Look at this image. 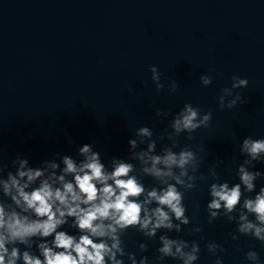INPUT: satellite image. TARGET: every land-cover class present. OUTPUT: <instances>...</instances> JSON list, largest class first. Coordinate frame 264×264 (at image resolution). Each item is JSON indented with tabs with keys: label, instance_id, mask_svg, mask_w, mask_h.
<instances>
[{
	"label": "water",
	"instance_id": "obj_1",
	"mask_svg": "<svg viewBox=\"0 0 264 264\" xmlns=\"http://www.w3.org/2000/svg\"><path fill=\"white\" fill-rule=\"evenodd\" d=\"M153 65L162 74L159 92L151 80ZM201 75L212 77V83L203 86ZM232 76L248 80L246 88L233 90L248 103L220 110L218 97L231 87ZM172 80L179 85L175 92L169 91ZM186 103L213 117L193 140L186 134L178 138L181 147L191 145L203 156L196 175H207L223 160L217 168L221 181L238 182L241 141L264 138V0H0V157L5 162L22 154L37 166L52 153L74 155L85 143H94L105 163L124 158L137 128L151 127L154 139L168 128L172 116L161 121L157 108L174 115ZM256 168L264 171L262 164ZM211 182L198 180L185 193L191 222L179 237L199 243L195 264H215L209 242L224 248L218 253L223 264H251L245 259L250 250L264 264L259 241L231 239L234 222L221 217L208 223ZM144 183L154 182L145 177ZM262 184L257 181V190ZM195 227L203 230L189 231ZM123 239L137 258L154 261L158 237L147 240L129 229ZM138 242L148 244V252L140 253ZM164 264L180 262L168 258Z\"/></svg>",
	"mask_w": 264,
	"mask_h": 264
},
{
	"label": "clouds",
	"instance_id": "obj_2",
	"mask_svg": "<svg viewBox=\"0 0 264 264\" xmlns=\"http://www.w3.org/2000/svg\"><path fill=\"white\" fill-rule=\"evenodd\" d=\"M150 72L156 90H163L158 67L150 66ZM231 80V87L223 88L218 97L220 110L248 103L233 91L246 88L248 80L238 76ZM200 82L207 87L212 77L201 75ZM168 87L175 92L179 85L172 80ZM170 115L168 128L155 139L151 127H139L135 138L128 140L129 154L113 156L107 163L94 143L79 146L74 155L52 153L51 159L37 166L22 154L9 162L0 157V264H164L168 258L195 264L200 258L199 243L179 237L191 222L185 193L209 177L213 182L208 188V223L222 217L236 224L235 233L230 234L233 241L245 236L264 245V184L257 190L264 171L256 168L264 165V138H243L239 145L243 159L235 169L238 182L230 184L221 181L217 172L223 160L216 161L207 175H196L203 156L178 141L182 134L193 140V133L209 128L212 112L191 103L174 115L170 110L155 111L161 121ZM145 177L154 183L146 185ZM129 229L147 240L158 237L154 261L127 250L123 237ZM169 233H176V238ZM137 247L140 253L149 250L144 242ZM206 248L216 257L215 264H223L218 255L224 251L222 245L209 242ZM245 259L260 264L255 250L246 252Z\"/></svg>",
	"mask_w": 264,
	"mask_h": 264
}]
</instances>
